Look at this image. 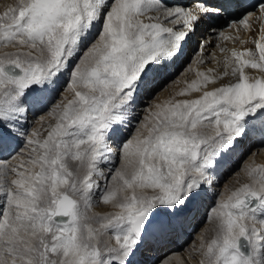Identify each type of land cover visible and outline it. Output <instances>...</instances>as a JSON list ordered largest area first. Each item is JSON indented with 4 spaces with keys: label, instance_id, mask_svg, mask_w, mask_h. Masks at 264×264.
Masks as SVG:
<instances>
[{
    "label": "rangeland",
    "instance_id": "obj_1",
    "mask_svg": "<svg viewBox=\"0 0 264 264\" xmlns=\"http://www.w3.org/2000/svg\"><path fill=\"white\" fill-rule=\"evenodd\" d=\"M101 3L16 0L0 5V126L21 130V117L16 123L6 118L23 109L27 88L45 100L53 91L68 90L56 96L47 121L31 135L32 156L0 168V264H133V251L142 240L132 222L149 212L167 211L172 218L196 194L213 131L200 115L210 111L211 97L160 104L141 122L133 144L122 142L125 159L110 164L115 178H97L95 194L82 189L81 178L93 169L98 147L107 145L106 134L121 127L124 92L143 72L137 59L146 54L135 50L143 25L119 5L105 18ZM97 36L99 42L92 43ZM7 64L19 67L21 75L8 76L3 70ZM63 72L66 80L58 81ZM56 82L60 89H54ZM214 145L221 147L219 140ZM253 183L231 187L222 201L209 206L217 212L187 264H259L253 233L261 230L264 218L256 207L231 206L236 197L254 191L261 203L264 189ZM62 202L73 205L67 223L53 220ZM241 236L250 239L249 256L237 248Z\"/></svg>",
    "mask_w": 264,
    "mask_h": 264
},
{
    "label": "bare ground",
    "instance_id": "obj_2",
    "mask_svg": "<svg viewBox=\"0 0 264 264\" xmlns=\"http://www.w3.org/2000/svg\"><path fill=\"white\" fill-rule=\"evenodd\" d=\"M15 1L0 0V5ZM101 4L99 10L107 11L105 18L113 16L119 5L121 12L143 25L137 31L140 44L135 50H145L146 54L142 53L137 59L144 66L143 72L124 92L125 111L119 115L121 127H111L106 134L107 145L98 147L93 169L83 173L82 189L90 193L97 178L105 182L115 178L110 164L124 158L122 142L133 144L134 136L141 135V122L160 104L175 103L181 97L183 101L213 98L208 107L210 111L200 115L213 131L210 130L212 133L208 137L204 172L194 182L196 194L186 200L172 218L167 211L156 212L158 219L140 233L142 241L132 255L133 264L191 263L195 250L198 251V241L217 212L209 206L214 201H222L237 184L254 182L264 189V179L259 174H264V1L261 7L247 12L238 6L237 14L232 17L200 0H103ZM212 18L217 20L216 24L210 22ZM95 29L96 26L92 27L88 36L94 34ZM98 39L99 36L95 37L92 43ZM73 60L69 57L65 67L68 68ZM57 77L58 81H64L67 75L63 72ZM54 89H60L58 82ZM64 91H53L47 100L32 87L24 91L23 109L11 111L6 118L16 123L21 117V130L0 126V168L18 163L23 155L32 156L31 135L47 121L52 103L58 102L56 96L64 95ZM216 140L221 147L214 145ZM95 193L94 190L92 194ZM247 193L258 196L260 201L259 193ZM256 208L264 218V197ZM253 235L259 252L256 262L264 264V219L261 230L255 229ZM246 239L251 248L250 239Z\"/></svg>",
    "mask_w": 264,
    "mask_h": 264
},
{
    "label": "water",
    "instance_id": "obj_3",
    "mask_svg": "<svg viewBox=\"0 0 264 264\" xmlns=\"http://www.w3.org/2000/svg\"><path fill=\"white\" fill-rule=\"evenodd\" d=\"M3 70L10 77L19 76L22 73V70L13 64L5 65ZM258 203H259L258 196L253 195L251 193H245L239 197H236L232 201L231 206L234 209L242 210V209L254 208L258 205ZM72 213H73L72 203H68V202L59 203L57 206V211L53 215V220L58 223H67L71 219ZM157 219H158V213L156 212L144 213L132 222V228L134 232L140 234L142 233V231L146 226H148L150 223L154 222ZM237 247L244 256H248L250 254V246L246 238L244 237L238 238Z\"/></svg>",
    "mask_w": 264,
    "mask_h": 264
}]
</instances>
